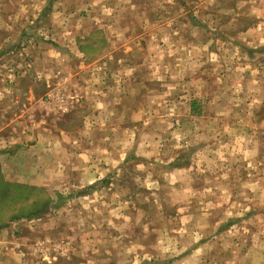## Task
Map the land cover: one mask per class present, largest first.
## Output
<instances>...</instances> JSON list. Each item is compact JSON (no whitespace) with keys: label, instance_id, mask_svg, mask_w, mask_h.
Returning <instances> with one entry per match:
<instances>
[{"label":"rangeland","instance_id":"obj_1","mask_svg":"<svg viewBox=\"0 0 264 264\" xmlns=\"http://www.w3.org/2000/svg\"><path fill=\"white\" fill-rule=\"evenodd\" d=\"M0 188V264H264V0H0Z\"/></svg>","mask_w":264,"mask_h":264},{"label":"crops","instance_id":"obj_2","mask_svg":"<svg viewBox=\"0 0 264 264\" xmlns=\"http://www.w3.org/2000/svg\"><path fill=\"white\" fill-rule=\"evenodd\" d=\"M35 128H37V127H35ZM36 132H38V135H39V140H40L39 142L44 141V143L50 144L49 148H47L48 146H46V144H43V147L40 148L39 143L35 147L36 149H39V157L37 158V160L38 159L39 160H38V163H36V164L43 167L41 170H46L45 163L41 159H44L46 157V155H48L49 157H51V159L56 160L58 155L60 153H63L64 150L62 149V146H61L60 142L58 141V138L56 137V135H57L56 133L55 134H52L51 132L47 133V132L42 131L40 129L35 131V129L32 128L31 133H30L31 134L30 138H33L32 135L34 136L36 134ZM102 146H104L103 147V153H105V156H103V158L101 160L104 161V165H106L108 168L111 169L115 165L120 164V162L124 158V150H123V153L121 154V151L119 149L117 155H115V154H113L112 148L110 146H108L104 141H103ZM15 149H16L15 147L14 148L11 147V148H9V150L7 149L6 152L7 151H10V153L14 152V153H16V157H19L21 155V153L19 151L15 152L14 151ZM40 150H42V151H40ZM100 150L101 149H96V150H93L92 152L99 153ZM24 152H25V150H24ZM24 156H25V161L23 163L24 176L27 177V175L32 174V172L30 170V165H36V164L33 163L32 161L30 162V160L28 161L29 158L26 157V153H24ZM32 159H33V157H32ZM33 161H34V159H33ZM90 162L91 161H89V163ZM27 170H29L28 173H26ZM9 171H11V169H9ZM27 179L29 180V176ZM23 180H26V178H23Z\"/></svg>","mask_w":264,"mask_h":264},{"label":"trees","instance_id":"obj_3","mask_svg":"<svg viewBox=\"0 0 264 264\" xmlns=\"http://www.w3.org/2000/svg\"><path fill=\"white\" fill-rule=\"evenodd\" d=\"M2 189L0 188V193L2 194ZM4 192V191H3ZM6 198V197H5ZM10 200H11V198H10ZM45 205H44V207H47V204H48V201H45V203H44ZM41 213H43V211L42 212H40V213H38V215L39 214H41Z\"/></svg>","mask_w":264,"mask_h":264}]
</instances>
